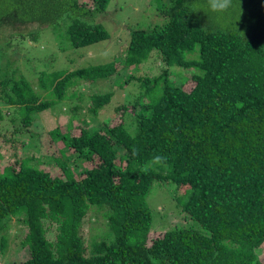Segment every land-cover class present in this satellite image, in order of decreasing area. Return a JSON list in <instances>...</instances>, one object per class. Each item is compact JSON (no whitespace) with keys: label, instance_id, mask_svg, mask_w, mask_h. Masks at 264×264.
<instances>
[{"label":"trees","instance_id":"obj_1","mask_svg":"<svg viewBox=\"0 0 264 264\" xmlns=\"http://www.w3.org/2000/svg\"><path fill=\"white\" fill-rule=\"evenodd\" d=\"M110 1L0 0V37L12 30L25 38L22 27L67 23L71 45L87 47L109 38L92 19ZM196 1L166 0L167 22L132 31L124 61L126 68L139 65L157 51L168 68L197 70L191 90L172 83L166 70L161 78L146 79L153 80L151 89L162 83L156 100L118 108L134 116L133 134L121 118L105 130L93 132L83 123L75 134L72 128L80 126L75 121L79 125L72 122L67 132L52 131V139L82 164L78 174L67 164L61 165L63 176L30 160L8 165L0 172V252L9 247L7 231L16 218L27 228L22 246L29 258L22 264H263L257 250L264 246V0H231L219 12L209 0L199 12ZM219 16L251 22L245 32L222 22L205 24ZM195 52L198 59L187 57ZM117 71L113 62L43 73L37 88L15 70L0 72V98L27 128L55 100L70 98L68 91L79 81L110 78ZM112 97L92 96V112L97 115ZM157 156L166 162L149 167ZM155 181L184 189L179 205L202 231L178 227L151 239L147 198ZM91 206L107 208L112 241L84 242ZM52 227L54 241L47 237Z\"/></svg>","mask_w":264,"mask_h":264},{"label":"rangeland","instance_id":"obj_2","mask_svg":"<svg viewBox=\"0 0 264 264\" xmlns=\"http://www.w3.org/2000/svg\"><path fill=\"white\" fill-rule=\"evenodd\" d=\"M91 0H81L90 3ZM199 12L205 11L203 0L194 3ZM166 0H111L103 14L93 17L92 22L102 25L109 33V38L93 45L74 48L68 40L67 23L57 26L29 25L20 28L27 37L15 35L17 32L7 30L0 37V72L9 74L16 71V77H24L36 88L41 74H52L58 71L72 72L89 67L103 66L113 62L118 65L117 73L110 78L98 79L90 82L79 81L70 88L67 95L70 98L55 100L49 110L34 115V122L30 127H24L20 115L9 104L0 98V112L4 117L0 120V172L3 173L8 165H14L21 160H30L34 166H46L53 175L63 176L62 164H67L71 171L78 174L80 164L72 151H66L60 141H54L52 131L61 129L67 132L69 125L77 121L80 126L73 127L77 134L83 123L90 129L105 130L104 126L116 118L125 120V127L133 134L136 128L135 118L128 111H118L121 106L132 107L151 103L159 97L161 85L151 89L152 81L146 79L161 78L169 70V79L176 85H183L190 91L194 86L193 75L195 68H168L162 54L154 51L150 58L142 64L126 68L125 56L134 30L149 31L156 26L164 25L168 17L163 13ZM210 10V7H209ZM211 11V10H210ZM211 25L213 22L229 24L230 30L241 29L245 32L251 20L206 18ZM261 21V20H260ZM260 23L254 24L259 26ZM264 27V26H263ZM30 33H37L34 39ZM15 35V36H14ZM189 59H198V52L188 54ZM122 65V66H121ZM120 67V68H119ZM122 68V69H121ZM76 84V83H75ZM112 93L113 97L97 115L92 112L94 103L91 98L95 95ZM45 98L53 99L42 93ZM141 107L138 108V111ZM122 115V116H121ZM22 118V117H21ZM75 122V125H79ZM119 163V162H118ZM155 164L152 162L149 167ZM156 165V164H155ZM184 196V189H180L172 181H155L148 195L147 203L153 215L151 239L162 238L164 233L178 227H193L202 231L201 226L182 212L179 199ZM179 198V199H178ZM91 211L84 221L83 238L86 245L94 241L114 239L108 228L105 216L107 208L91 206ZM105 209V210H104ZM191 220V221H190ZM27 233L26 226L16 218L9 223L7 238L9 247L5 253L0 252V264H22L29 258L28 248L22 243ZM55 229L52 227L47 233L50 241L55 240ZM109 235V238H108ZM257 254L264 264V246L257 250Z\"/></svg>","mask_w":264,"mask_h":264},{"label":"clouds","instance_id":"obj_3","mask_svg":"<svg viewBox=\"0 0 264 264\" xmlns=\"http://www.w3.org/2000/svg\"><path fill=\"white\" fill-rule=\"evenodd\" d=\"M231 4V0H209V5L213 11H224ZM167 158L163 156H157L154 158L155 164H164Z\"/></svg>","mask_w":264,"mask_h":264}]
</instances>
